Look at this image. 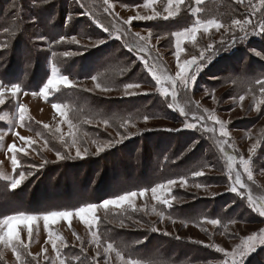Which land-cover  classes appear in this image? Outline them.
<instances>
[{"label": "rangeland", "instance_id": "obj_1", "mask_svg": "<svg viewBox=\"0 0 264 264\" xmlns=\"http://www.w3.org/2000/svg\"><path fill=\"white\" fill-rule=\"evenodd\" d=\"M213 1L215 0H202V3L198 6L201 8V12L196 15L192 14L188 8V4H191L192 7H197L194 0H186L185 5L181 6L178 16L164 20L162 17L167 15V13L164 12L167 0H157V3L152 8L142 7L146 0H110V3L113 4L111 13H106L104 11L105 5L103 0H68L70 8L65 15V19L69 15L72 17V19L68 21V24H70L71 21L83 23V29L79 33L81 37H77L80 41V45H69L73 49L80 48L81 45H87L86 49L95 50L89 58L91 65L94 64V66L92 65L88 71L81 70V74H73L79 71L80 64L75 67L76 69L73 73L70 72L69 74L57 67L58 74L67 75L69 79L75 83V87L66 88L61 85L59 86V90L50 88L48 90L49 95L47 99L39 95L40 91L35 92L37 93L36 95H33L31 92H27L28 95H24V91L22 90L17 99L19 103H23L27 106L29 109L27 117H30V119L26 118L23 127H20L18 123V113L16 110L18 107L17 100L12 99L10 96L6 99L5 104L0 106V117H4V119H0V134L6 133L3 141H0V172L11 177L13 175H18L20 168H25L23 171L26 174L28 172L40 171L42 168L36 170L30 166H38L44 163V161L50 162L51 166H49V168L52 169H57L62 166L63 162H66L68 163V167L66 166V169H62L63 171L58 173L57 180L59 181V178L63 176V180L66 181V183H71L73 188L70 198L66 201H52L50 207H44V205H46L44 204L39 207L44 208L40 210H31V212H26L25 209L10 206L7 207V209H1L0 218H3L4 215L19 214L20 212L43 216L49 211H74L77 207L84 206L88 203H100L104 199H113L127 191L139 192L146 188L149 189L144 197H137L135 199L134 207L133 205L124 204L120 207L110 206L107 210L98 209L96 212L98 222L93 225L91 229L76 216L71 217L70 221L60 219L51 226L52 230L61 235L68 245V247L62 249V257H65V253L66 255H72L73 252H76V250L80 251L81 247H83V253L88 254L93 260L95 258L96 264H105L106 255L103 249L108 243H112L115 249V251L107 254L108 264H122L120 259L116 256V251H119L125 260L133 259L139 261V264H145V255L142 253L145 254L146 252L139 250V244H136L135 246L137 247H134L133 251H130L131 246L129 245V237L130 235L136 236L135 232L137 228L132 226H120L123 218L134 223V216L137 212L147 216L146 219L148 221L145 222V225H140L138 227L142 230L147 229L152 232L151 228L156 227L158 231L153 233L164 235L163 232L167 231L169 235L164 236L175 238L179 241H188L193 244L194 242H203L198 244L204 248L207 254L194 252L189 257L183 255L181 252V254L177 253V247L171 246L167 248L162 241H153L150 243V250H161L165 254V257L171 255L175 257L174 260L177 262H188V260H192L194 263L191 264H222L224 259L223 254L215 251L216 247H223L231 251L236 244L240 243L241 237L251 235L253 232H259L260 229H264V217H261L258 212L250 208L246 200V196L251 194L255 200L264 203V104L260 105V111L256 110L257 103L261 99H264V95L260 92V85L256 83V80H264V34H259V36L250 34L246 40L240 41L237 39L235 43H233L232 40L229 39V33H224L223 29L221 32H216L213 29L209 33H203L202 31L197 33L195 43L185 39L181 45L185 49L181 56L182 60L191 59L193 55L198 56L199 52L205 49L209 43L217 42L216 47L218 51L211 59V62L206 63L203 70L199 72L188 94L185 95L183 92L178 94L177 100L174 102L178 106L176 110L167 109L169 113H172L170 122L160 119H148L147 122H145L144 118L139 116L140 114L138 113L136 116L135 114H129V116L134 118H130L131 120L127 128L121 126L126 119H118L110 124L108 122V125L105 126L103 123H98L99 121L105 120V118L98 117L95 113H84L82 109H79L77 112L70 111L69 106L66 105L65 111L67 117L62 118L52 107L54 103L63 104L61 101L63 97H61V99H55V93L61 91L62 94H67L69 90L73 88L84 90L86 95L96 98L95 100L97 102L100 101L103 103L106 101L105 105H107L108 102H122L124 100L128 101L139 97L150 98L153 95L160 94L151 75L144 69L143 64L139 60L141 55H147V53H135L134 50L128 51L132 43H142L136 39L134 34L140 33L141 35L147 36L149 31L152 32L151 44L153 47L151 56L156 57L158 54L159 60L156 62L157 66L166 67L167 73L174 76L176 71V58L174 55L176 50V38L172 35L174 32L156 34L148 25L150 23L179 22L178 31H183L185 28L191 27L197 18L202 20L217 19L225 25H230L231 20L224 21V19L219 18L218 11L214 9H203L207 3ZM226 1L240 5L235 19H240L239 15L250 14L248 18L252 19L255 24L264 16V12H255V14H253V9L249 6V0H244L243 4L238 3L237 0ZM252 4L258 5V0H252ZM224 8H227L226 4ZM153 9L161 13L160 18L148 21H133L131 26L123 24L124 20L135 16L138 12L141 15H151ZM244 12H246V14H244ZM47 18L48 16H43V19L46 21ZM97 22L108 26L110 32H103L102 29L97 26ZM53 28L57 30L56 27L53 26ZM117 29H119L121 33L127 32L128 35H122L120 39H116ZM56 30H45L43 32L50 35V38H52V36L57 33ZM248 31L251 33L252 28L249 27ZM222 34L227 42L226 46L223 47L218 43ZM237 35L242 34L237 32ZM97 39H104L106 43L98 48L93 47L92 44ZM252 40H257L258 44H253L251 48H249L248 46ZM40 42L46 44L48 48L53 46V42H50L49 39L46 41L40 40ZM106 44L115 47L110 48L111 55H108V51H105L107 48ZM121 50H123V55L126 56V83H140L141 88L134 91L137 93H147V95L137 94L126 96L124 95V87H114L111 88L112 90L109 92H102L95 88L96 83L110 86L106 76L108 71L103 70L105 66L102 62L109 57L114 58L119 64H125V61L118 59V56L121 55ZM257 52L260 53L259 56L256 55ZM75 56L79 55H74L73 58ZM97 68H99L96 76L97 80L93 81L89 78ZM49 69L51 75V66ZM241 81H244V83ZM86 89H90L91 91ZM240 96H244L245 99L240 101ZM161 97L164 101L166 100L168 103L171 102L170 98L165 99L163 96ZM197 103L200 106L199 109L196 108ZM179 107L185 108L188 112V117H184L179 113ZM93 109L97 110V108ZM204 109H207L208 112H203ZM194 112L197 115L212 113L219 119L225 121L227 131L229 132V139L234 147L228 148L225 145L224 147L226 150L224 153H221V144L217 139L218 133H202L199 130L193 131L186 129L181 131L170 130L182 129L185 119L190 120ZM80 113H83V116H79ZM65 119L72 121L73 128H69ZM87 120H91L92 123H86ZM27 122L30 123L26 125ZM205 123L211 126L210 121H205ZM37 124L42 127L44 124L49 125V128L44 131L45 135L34 132V126ZM57 127H59L60 132L56 131ZM85 129H87V132H85ZM14 132H19L20 135L25 137H31L35 141V144L26 148L28 155L17 154V158L22 164L21 167L16 170V173H13L12 169V153L8 152L7 148L8 145L13 142L20 147H23L24 144L18 137L13 135ZM70 132L75 135L77 144L82 151L84 148L88 149V153L83 159L75 157V147L66 149L65 143L61 141L60 137L62 135L64 141L70 144L72 139L69 135ZM117 133H120V135H127L128 138L106 149L104 152L96 154L97 145L92 143V141L96 140L99 143H104L109 140L116 141L119 139ZM161 137L164 141L176 138L178 144L181 146L177 145L173 150L174 152H176L178 148L183 149V146L189 147L185 149V157L188 161H184L185 163L183 165V167L186 165V169L183 170H185L188 175L182 176L188 180V186L181 187L178 183L172 188L171 192L167 194V198L171 200V207L160 204L154 200L150 191V189L156 185L154 184V179L157 182H164L165 174L169 173V171H165L164 167H162L160 175L157 177L158 175L154 169L158 161L157 157H159L160 154L166 153L164 152L165 150L159 152L160 148L156 144V151L154 148V151L149 149L145 153L140 151L139 153L142 155L143 161L146 160L147 162L143 170H139L141 158L138 164H134L132 161L128 160L130 157L126 154V145H131L127 152L131 153L133 151L134 154L136 152L135 147L138 146V143L140 146L145 145L148 140H150L149 143H159L158 141H160ZM45 140L47 141V147H44ZM196 141H198V143H196ZM253 143L257 144V149L252 154L253 161L250 165L253 171V180L248 181L246 175L242 174V178L247 185L246 190H241L245 197L243 199L245 201V206L240 209L239 215V217H242V222L233 224L221 223L220 225L212 226L208 224L206 220L197 222L188 221L187 218L197 212L196 208L200 207L198 209V211H200L203 210L202 206L208 205V208L212 210L217 207L219 203H222L221 199L230 200V198L234 196L241 198L229 191L231 181L228 176L227 156L228 152H230L232 156L236 157V166L239 167V156H244L247 159L249 155L248 149ZM144 147L147 146L145 145ZM57 152L64 155H68L70 152L72 158L66 159L67 161L64 159L57 160ZM43 153H45L46 156L43 155ZM182 158L184 157H181V159ZM200 158L202 159L198 161ZM126 159L129 164H133L131 165L134 171L132 178L135 179L127 185L119 179L121 174L124 176L123 179H127L125 178L126 176L128 177V164H126ZM78 169H80L79 181H82L83 190H81L82 193H78L77 197L75 191L76 185L73 177L75 178L74 171ZM43 170L44 169L41 171ZM199 170H203L205 175L202 177H193V172ZM181 172V169L179 172L175 171L168 179H179L181 177ZM115 177L119 180L114 181V179H116ZM28 178H30V176ZM141 178H143V184L137 183ZM158 178L159 180H157ZM27 179L22 182L20 186H25L28 182ZM0 181L3 182L5 180L0 179ZM53 182L54 180L52 183ZM195 184H201L202 187L197 188L194 186ZM53 192L54 191H52L51 194H54ZM43 194L44 191L41 192L39 197L41 198ZM80 196H86L88 198L84 199ZM173 197H175V199H173ZM198 200H204L205 204H197ZM229 205H231L229 208L237 207L236 203H231ZM134 208L136 210H134ZM153 208H155V212H153ZM157 213H163V218ZM173 221L175 222L173 223ZM185 224L187 226H185ZM33 227V238L27 249V252H30L31 256L27 255V253L22 250V259L25 264H51V261L55 259V252L52 250L51 244L46 243L47 230L44 228L43 220H39ZM92 231L97 232L100 237V248H97L95 244L91 243ZM77 235L80 237V240H77ZM21 238L28 243L26 229L21 231ZM135 239H137V237ZM145 242L144 240L143 243ZM59 243L58 241V244ZM205 245H212L213 247H205ZM44 248H47V253H43L42 250ZM97 251L100 252L99 257L96 256ZM161 251L149 253L148 256H154L155 254L163 255ZM45 255H47L50 260L46 261L44 259ZM33 256L36 257V260L32 259ZM0 258V264H19L10 248L0 246ZM56 264H58V261ZM90 264H93V261ZM245 264H264V247H260L256 252L248 256L245 260Z\"/></svg>", "mask_w": 264, "mask_h": 264}, {"label": "trees", "instance_id": "obj_2", "mask_svg": "<svg viewBox=\"0 0 264 264\" xmlns=\"http://www.w3.org/2000/svg\"><path fill=\"white\" fill-rule=\"evenodd\" d=\"M225 4L228 9L224 8ZM239 7L240 5L234 2H228L226 0H215L211 3H207L203 7V9H214L218 11L219 18L224 19V21H230L236 18V13ZM69 8L70 6L68 4V0H0V44L7 45V47L0 48V82H3L5 84L19 83L21 85V89L24 92L35 93L40 91L43 84L46 83L47 79L49 78V67L52 64H55L56 67L60 68L67 74H69L70 72L73 73V71L76 69L75 67L79 64V71L73 74H81V70L88 71V69H90L92 65L94 66V64L91 65L89 58L95 50L86 49L84 47L73 49L68 43H55V41H57L61 35H75L78 38L81 37L79 33L83 29V23H80L79 21H71L70 24H68V22L67 24L65 23V15L68 12ZM244 14H246V12H244ZM249 15L250 14L239 15V18L242 19L244 17H249ZM43 16H48L47 21L43 19ZM53 26L56 27L57 30L53 28ZM148 26H150V29H152L156 34H167L178 31L179 22H165L159 24L150 23ZM5 28L8 29L7 32L4 31ZM52 29L57 31L56 34H54L53 36L51 35L52 38H50V35H47L43 32L45 30L49 31ZM257 36H259V34ZM40 37H44V41L49 39L50 42H53V46L51 48H48L46 44H42L40 42ZM253 44H258V41L252 40L248 47L251 48V45ZM106 45L107 48L105 51H108V55H111L110 48L115 47L109 46L108 44ZM138 45L139 44L137 43H132L130 48H132V51L134 50L135 53H140ZM65 51H81L82 54H80L79 56H75L74 58L73 56L64 57L62 53ZM52 52H56L57 55L53 57L51 55ZM118 59L121 61H125V64H119V62L115 61L114 58L109 57H107L102 62V64L105 66L103 70L108 71V73H106V76L108 83L110 84V88L124 87V85L127 84L126 56L123 55V50H121V55L118 56ZM98 71L99 68L94 70L91 77L97 76ZM91 77L89 79H91ZM54 96L55 99H61V97H63L61 101L63 102V105L69 106L70 111L77 112L79 111V109H82L84 113L92 112L98 115V117H104L105 119H107L109 124L118 119H126L130 122V118L134 117L129 116V114H135L136 116V114L138 113L142 118L148 116L149 119H160L167 122H170L172 118V113H169L167 111L168 102L166 100L164 101L160 94L153 95L150 98L139 97L130 99L128 101L124 100L122 102H108L107 105H105L106 101H104L103 103L100 101L97 102L95 100L96 98L86 95L84 90L77 88L70 89L67 94H62L60 91L58 93H55ZM93 108H97V110H94ZM79 116H83V113H80ZM28 123L30 122H27L26 125ZM33 130L36 133L39 132L45 135V128L42 126H38V124L34 126ZM85 132H87V129H85ZM149 141L150 140H148V142L145 144L147 147H144L145 145L140 146L138 143V146L135 147L136 152L134 154L133 151L131 153L127 152L131 145H126V154L130 157V159L128 158V160L132 161L134 164H138L139 159L141 158L139 170H143V168H145L147 165L146 160L143 161L142 155L139 152L141 151L145 153L149 149H152V151H156L155 146L157 144V146L160 148L159 152H163L162 150H165L164 152H166L164 154H160V156L157 157L158 161L156 163V166L154 167L155 172L158 175L157 177H159L162 167H164L165 171H169L168 174H165L164 182H167V180H169L168 177L170 175H173L175 171L179 172L180 169L182 170L180 175L181 177L188 175V173L183 170L186 169V165L185 167H183V165L185 163L184 161H188L185 157V149L189 147L183 146V149L178 148L177 151L174 152L173 150L177 145L181 146L180 144H178L176 138L164 141L161 137L160 141H158L159 143H149ZM43 155L46 156L45 153H43ZM228 155H231V153L228 152ZM181 157L184 158L181 159ZM201 159L202 158H200L198 161H200ZM64 160L67 161L66 159ZM128 160L126 159V164H128V177H125L128 179V181L127 179H123L124 176L122 174L119 176V179L126 183L125 185L130 184L135 180L134 178H132V174L134 173V171L131 165L133 164H129ZM20 163L22 164V162ZM43 164L44 166L42 167V169L44 170L41 171V169L40 171H33V174L30 176V178L27 179L28 182L25 186H20L13 190L9 186L10 182L0 181V211H2L1 209H7V207L11 206L25 209L26 212H31V210H40L44 207H50V203L52 201H66L70 198L71 190L73 188L71 183H66V181L63 180V176L59 178V181L57 180L58 173H60V171H63L62 169H66L68 163L63 162L62 166L57 169L49 168V166H51L50 162ZM24 169L20 168L19 171H23ZM74 174L75 178L73 177V180L75 181V191L78 197V193H82L81 190H83L82 181H79L80 169L74 171ZM115 178L116 179H114V181L119 180L117 179V177ZM53 180L54 182L52 183ZM142 180L143 178H141L137 183L143 184ZM157 180H159V178ZM159 182L154 179V184H157ZM42 191H44V194L40 198L39 196ZM52 191H54V194H51ZM81 198L87 199L88 197L83 196ZM221 201L222 203H219L215 208L213 207L214 209L212 210L208 208V205L202 206L203 210L200 211H198L200 207L196 208L197 212L193 213L192 216L187 218L188 221L197 222L216 218L219 219L222 224H233V221H235L234 223L242 222V217H239V215L240 209L245 206V201L236 196L230 198V200L221 199ZM231 203H236L237 207L229 208V204ZM44 204H46L47 206ZM197 204L204 205L205 203L204 200H198ZM43 205L44 207L39 208ZM146 217L147 216H145L144 214L137 212L134 216V222L138 223H133L123 218V222L126 224V226L137 228L135 232L136 236L130 235L129 237V245L131 246L130 251H133V248L137 247L135 246L137 244L136 241L144 239L146 237V242L139 244L138 246L140 251L146 252L145 254L141 252L143 255H145V264L194 263L192 260H188V262H177L174 260L175 257L171 255L165 257V254L161 250H150V243L153 241H162L167 246V248L171 246L177 247V253L181 252L187 257H189L194 252L207 254L204 248L198 243L194 242L193 244L188 241H179L175 238H170L162 234L150 232V230L148 231L147 229L142 230L141 228H138L140 225H145V222L148 221ZM136 237L137 239H135ZM158 251H161L163 255L155 254L154 256H148L149 253ZM76 255L80 256V261H75L72 259V257ZM64 258H66V264H81V262L82 264H90L93 261V259L88 254L81 252V250H76V252H73L72 255H66L65 253Z\"/></svg>", "mask_w": 264, "mask_h": 264}, {"label": "snow or ice", "instance_id": "obj_3", "mask_svg": "<svg viewBox=\"0 0 264 264\" xmlns=\"http://www.w3.org/2000/svg\"><path fill=\"white\" fill-rule=\"evenodd\" d=\"M195 5L197 7H192L191 4H188V8L192 14L198 15L201 12V8L198 7L202 0H194ZM238 3L243 4L244 0H237ZM103 3L105 5L104 11L106 13H111L113 9V4L110 3V0H103ZM157 3V0H146V2L142 5L144 8H152ZM186 0H167V4L164 7V12L167 13V15L163 16L162 18L164 20H168L169 18H175L178 16L181 10V6L185 5ZM249 6L253 9V14L255 12H264V0H258V5L252 4V0H249ZM161 17V13L158 11H155L153 9V13L151 15H141L139 12L132 17H129L127 20L123 21L124 25L131 26L133 21H148V20H155L157 18ZM72 19L71 15H69L66 18V24L68 21ZM97 26L102 29L103 32L109 33L110 29L108 26L103 25L102 23L97 22ZM252 28V32L249 33L248 28ZM215 30L216 32H221L223 29L224 33H229V39L232 40L233 43L237 39L240 41L246 40L248 35H258V34H264V16L261 17V19L257 23H253L252 19L248 17H244L242 19H232L230 25H225L224 23H221L217 19H195L194 23L191 27L185 28L183 31H177L174 32L172 35L176 38V50H175V58H176V71L175 75H170L167 73L166 67H158L157 61L159 60V55L157 54L156 57L151 56V50L153 45L151 44L152 39V32L149 31L147 36L141 35L140 33H135V37L139 42H142L138 45L140 53H147V55H141L139 57L140 62L143 64L144 69L151 75L152 80L155 82V85L157 87L158 92L161 96H163L165 99L171 100V102L167 103V107L172 110H176L178 107L174 102L177 100L178 94L180 92H183L185 95L188 94V92L191 90L192 85L197 79V76L200 71L203 70V67L206 63H210L211 59L216 55L218 49L216 47L217 42L209 43L207 47L199 52V55H193L191 59H181L182 53H184L185 49L181 46L182 42L187 39L191 42L195 43L197 39V33H200L201 31L203 33H209L211 30ZM5 32L8 31L7 28L4 29ZM238 33H241L242 35H237ZM122 35H128L127 32L121 33L119 29H117V35L115 36L116 39H120ZM44 37H40L41 41H44ZM56 44H76L80 45V41L77 39L75 35L72 36H63L61 35L57 41H55ZM106 41L104 39H97L93 42V47H99L101 45H104ZM219 45L221 47L226 46L227 42L224 38V35H221V38L219 40ZM7 47L6 44H0V48ZM81 47H87V45H81ZM127 47V45H126ZM128 51H132V48H128ZM81 52H74V51H65L62 53L64 57H72L74 55H80ZM51 55L55 57L57 55L56 52H52ZM257 56L260 55L259 52L256 53ZM91 79L93 81L97 80L96 76H92ZM244 83V81H241ZM256 83L260 85V92L262 95H264V80H256ZM63 85L66 88H72L75 87V83L69 79L67 75H59L58 70L55 64L51 65V75L47 79L46 83L43 84L42 88L40 89L39 95L43 96L45 99L48 98L49 95V89H55L59 90V86ZM167 85V86H166ZM95 88L99 89L102 92H109L112 89L107 85H102L101 83H96ZM141 84L138 82H130L124 85V95H137V94H144L147 95V93H137L136 89H140ZM88 91H91L90 89H86ZM21 85L19 83H11V84H5L3 82H0V106L4 105L6 102V99L10 96L12 99L17 100V113H18V123L20 127H23L25 124V120L30 119V117H27V113L29 109L26 105L23 103L18 102V96L21 93ZM37 93H33V95H36ZM24 95H28L27 92H24ZM214 98V97H213ZM240 101H243L245 99L244 96L239 97ZM264 104V99H261L257 105L256 110L260 111V105ZM53 109L59 113V115L62 118L67 117V113L65 111L66 105H63L61 103H54L52 105ZM196 108L199 109L200 106L197 103ZM203 112L207 113L208 110L204 109ZM179 113L184 116L188 117V112L185 110L184 107H179ZM0 119H4V117H0ZM149 119L148 116L144 117L145 122ZM205 121H210L211 126L208 123H205ZM65 122L68 124L69 128H73V124L71 120L65 119ZM86 123H92L91 120H87ZM98 123H103L105 126L108 125V120L105 119L103 121H99ZM124 128H127L129 126V121L125 120L124 123L121 125ZM135 126V125H132ZM43 127L45 129L49 128V125L44 124ZM193 130V131H201L206 133H212L216 134L218 133V142L221 144L220 152H225V145L228 148H233L234 145L231 143L229 139V132L226 128V122L219 119L215 114L208 113L207 115H197L195 112L192 114L190 120L185 119L183 123L182 129H170L174 131H181V130ZM57 132H60L59 127L56 129ZM4 134H0V141H3ZM14 136L18 137L20 141L23 142L24 146L20 147L17 146L15 142L8 145L7 151L12 153L11 156V164L13 173H16V170L21 167V163L17 158V154H23L28 155V152L26 151L27 147L32 146L35 144V141L31 137H25L20 135L19 132H14ZM39 135V134H38ZM69 135L72 137L71 143L68 144L64 141L63 136L61 135V141L65 143L66 149L75 147L76 153L75 157L79 159H83L84 156L88 153V149L84 148L83 151L77 144V140L75 138V135L73 133H69ZM119 136V139L116 141H106L104 143H99L96 140H93L92 143L97 145L96 154L104 152L106 149H109L113 147L115 144L121 143L124 139L128 138L127 135H120V133H117ZM198 143V141H196ZM44 147H47V141L45 140ZM257 144L253 143L252 146L248 149V158L246 159L244 156H239V167L236 166V157L232 155L227 156L228 161V176L229 180L231 181V184L229 186V191L232 193L240 196L242 199H244V194L241 190H246L247 185L242 178V174L246 175L248 181L253 180V171L251 168V163L253 161L252 154L256 151ZM70 152L68 155L61 154L60 152H57V160H63V159H71ZM44 163H47V161H44ZM44 164L40 165H31L30 167L39 170V168H42ZM33 173L28 172L27 174L24 171H19L18 175H13L9 177L8 175L4 174L3 172H0V179H4L5 181H10V188L16 189L18 186L22 184L29 176H31ZM193 177H202L205 175V172L203 170L195 171L193 172ZM181 187L188 186V180L185 177H180L179 179H169L166 183H158L154 187L150 189L152 198L156 200L158 203L167 205L171 207V200L167 198V194L171 192L172 188L177 185ZM197 188L202 187L201 184H195L194 185ZM149 191V189H143L141 191H127L122 195H118L113 199H104L100 203H88L84 206L75 208L74 211L71 210H64V211H49L43 216L40 215H31V214H25L23 212H20L19 214H10V215H4L3 218H0V246H3L4 248H10L13 252V254L16 257V260L19 262V264H25L24 260L22 259V250L27 253V255L31 256L30 252H27V249L29 248V244L32 241L33 234H34V225L37 224L39 220H43L44 222V228L47 230V241L46 243L51 244L52 250L55 252V259L51 261V264H56L58 261V264H66V258L62 257V249L68 247L67 243L64 241L63 237L59 235L58 233L54 232L52 230V225H54L58 220L63 219L65 221H70V218L73 216L79 217L81 221H83L84 224L88 225L89 228L93 225H95L98 222V217L96 216V212L98 209H109L110 206L120 207L124 204L133 205L134 207V201L137 197H144L146 193ZM175 199V197H173ZM247 204L250 208H252L254 211L258 212V214L261 217H264V203L258 202L253 198L251 194H248L246 196ZM231 205H229L230 207ZM134 210H136L134 208ZM153 212H155V208H153ZM158 215L163 218V213H157ZM175 221H173L174 223ZM206 222L212 226H217L221 224V221L219 219L213 218V219H207ZM235 221H233L234 223ZM138 223V222H134ZM121 227H126V225L121 221L120 224ZM185 226H187L185 224ZM27 231V238L28 243L25 242L24 239L21 238V231L25 230ZM226 230V229H225ZM152 232H157L158 229L156 227L151 228ZM164 235H169L167 231L163 232ZM92 240L91 243L95 244L97 248H100L101 241L100 237L97 232L92 231ZM77 240H80V237L77 235ZM144 240H146V237L142 240L136 241L137 244L143 243ZM58 241L60 242L58 244ZM83 243V242H81ZM197 243H203V242H197ZM205 247H213L212 245H205ZM260 247H264V229H260L259 232H253L251 235H247L244 237H241L240 243L236 244L235 247L228 251L223 247H216L215 251L223 254V261L222 264H245V260L248 256H250L252 253L256 252ZM43 253H47V248H44ZM84 249L81 247V252H83ZM106 259L105 264H108L107 254L115 251L114 245L112 243H108L107 246L103 249ZM96 256H100V252L97 251ZM116 256L120 259L122 264H139V261L133 260V259H127L125 260L124 257L121 255L119 251H116ZM33 260H36V257H32ZM44 259L50 260V258L45 255ZM75 261H80V256L76 255L72 257ZM82 264V262H81ZM93 264H96L95 258L93 260Z\"/></svg>", "mask_w": 264, "mask_h": 264}]
</instances>
